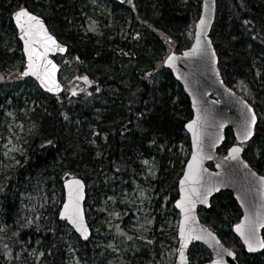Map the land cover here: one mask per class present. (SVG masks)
Wrapping results in <instances>:
<instances>
[{"label":"trees","instance_id":"16d2710c","mask_svg":"<svg viewBox=\"0 0 264 264\" xmlns=\"http://www.w3.org/2000/svg\"><path fill=\"white\" fill-rule=\"evenodd\" d=\"M107 1L105 12L96 10L89 0H0V75L23 67L20 51H9L10 39L20 48L11 21V13L20 5L41 16L67 46L63 66L70 75H77L72 84L80 85L79 93L71 95L65 87L59 95L50 96L30 78L20 80L34 90L27 98L34 102L33 109L26 107L25 111L23 153L16 157L20 163L0 171V220L6 224L1 233L10 237L8 244L15 257L20 253L19 260H8L5 253L10 248L4 247L0 264H70L68 248L89 264L109 257L93 237L103 228L101 217L118 215L116 203L109 200L116 194L115 185L138 175V155L155 159L156 175L150 183L157 195L154 209L162 196L168 197V206L177 197V180L188 156L181 157L177 149L179 144L188 145L183 125L191 112L181 85L162 61L170 51L179 52L189 45L187 30L198 16L200 0ZM88 16L100 25L98 33L83 30ZM121 27L124 34L118 35ZM209 36L224 83L245 98L258 117L242 157L264 175V0H216ZM255 67L260 69L259 76H255ZM83 76L90 83L80 79ZM10 89L0 88V105L8 98L13 106H21L20 96L10 94ZM225 134L220 154L234 143L229 129ZM69 176L82 178L86 184L90 239L82 242L48 204L42 206L46 216H40L37 225L19 226L23 221L20 191L38 183L45 191L59 190L61 202V182ZM240 214L228 191L216 195L209 209L198 211L201 222L236 253L239 264H264V249L247 254L231 232ZM155 216H159L156 211ZM223 225L228 229L223 230ZM262 234L264 237V230ZM25 237L40 250L38 260L21 253ZM150 243L138 254L141 259L122 252L111 263L158 264L156 240ZM188 255L191 264L210 259L209 252L198 244L191 245Z\"/></svg>","mask_w":264,"mask_h":264},{"label":"rangeland","instance_id":"374dc122","mask_svg":"<svg viewBox=\"0 0 264 264\" xmlns=\"http://www.w3.org/2000/svg\"><path fill=\"white\" fill-rule=\"evenodd\" d=\"M92 6H96L98 11H108L109 2L107 0H89ZM129 5L130 1H127ZM200 8V6H199ZM195 21H192L188 30L187 36L189 39L193 37ZM100 25L92 16L85 18L83 22V30L87 33H98ZM118 35L124 34V29L121 27L117 31ZM18 50L16 42L9 40V51ZM58 63L63 66L66 63V58H59ZM19 71V70H18ZM18 71H9L6 75H0V88L4 89L10 87V94L13 96H20L22 105L19 107L13 106L11 100L6 98L2 101L1 117H0V171L8 170L19 164L17 156L23 153V145L21 143L23 133L25 132V111L26 107L29 111L33 109V101H28L27 98L34 90L26 82H21V77L17 76ZM255 76L260 75V69L254 68ZM67 76H70V81ZM77 75H70L64 70L60 73V80L64 84L71 95L80 92V85H73L72 82L77 79ZM19 81V82H18ZM264 86V80L261 82ZM15 88V89H14ZM65 118V114L62 113ZM178 152L181 157L188 154L189 146L186 144L178 145ZM135 160L140 164V171L137 176H130L124 183L115 185L116 194L110 197V203H116L118 208V215L107 214L101 217L100 224L103 226L101 230L93 237L94 242L104 248L109 257L102 258L97 264H112L116 255L122 252L129 255L137 256L135 258L141 259V249L150 241L155 239L156 246L159 249L158 264H172L176 251V237L173 230L178 223V213L172 214V205L168 206L166 195L161 197L158 209H154V199L156 194L153 191V184H150L156 175L155 159L153 157L136 156ZM146 162V163H145ZM22 224L19 226L28 228L37 225L40 216L43 214L42 206L48 204L51 208L58 210L60 202V192L56 189H49L45 191L38 183L28 185L20 191ZM155 211L159 214L155 216ZM57 217V215H56ZM6 229V224L0 220V252L3 253L4 247H9L10 250L5 253L6 258L11 260L17 258L19 260V253L17 250L16 257L12 252L7 235L1 232ZM227 226L223 225V230H227ZM131 237V239H129ZM25 242L22 241L20 248L21 253L25 252V256L35 257L38 260L41 257V252L32 244V239L25 237ZM31 240V243H30ZM5 242L4 243L2 242ZM70 247V246H69ZM19 249V248H17ZM67 253L70 257V264H89L75 253L72 248H68ZM21 257V256H20ZM114 263V262H113Z\"/></svg>","mask_w":264,"mask_h":264},{"label":"water","instance_id":"95a60500","mask_svg":"<svg viewBox=\"0 0 264 264\" xmlns=\"http://www.w3.org/2000/svg\"><path fill=\"white\" fill-rule=\"evenodd\" d=\"M205 5H207V7H205ZM202 15L208 21V23L203 29L201 36L202 40L210 41L208 55L204 59H201L199 56L196 55L184 56L183 53L191 49L192 44L195 42L196 26L199 23ZM214 17H215V0H201L199 15L194 24L193 38L191 43L189 44V46L181 50L179 53H174V52L169 53V54L172 53L175 54L176 59L173 62V64H165L162 62L163 67L169 70L173 78L181 85L184 93L188 97L189 107L191 111L190 119L186 121L185 124L183 125V130L187 134L189 139L190 153L188 155L187 160L184 163L181 175L177 180L178 196L173 202L174 208L179 212V220L176 229V239H177L176 254L173 264H178V258H179L178 249L180 247L179 234H178L179 222L183 218V212L181 208L177 206L176 201L180 199V179L184 176V171L187 168L188 161L192 158V153H193V130L188 127V124L190 121L196 119L198 115L208 116V120L206 123L203 120L201 121L198 131L200 132L201 140L203 143L202 154L205 157H211V159L205 158L202 160L201 167L206 171L202 173V179L198 187L200 188L201 192H204L206 188H213L214 190L211 191L210 194H207L206 203L204 202V197H201V199L197 201L195 208L193 209L195 222L191 226L195 229L196 235H203L205 238L194 239L188 242V245L185 248V256L188 260V264H190L188 258V251L192 243H197L202 245L210 253L209 260L197 264H210V261L216 260L218 259V257H222L224 261H226V264H238L236 256L235 257L229 256L228 251L225 250H230L232 252L234 251L228 248L227 246H225L224 243L221 241L220 237L214 231L210 230L205 224L200 222L197 215V210L199 208L208 209L210 207L211 199L219 192L224 190L230 191L232 193L234 200L241 209V215L239 217V220L231 226L232 233L237 237L238 241L243 246L244 251L247 254L259 253L261 250H263L257 248L254 251H250L247 245L244 244V241L240 237V234L235 229V225L240 223L241 219L245 216V212H249L253 216V218H255V214L257 211H259L261 215H264V207H261L262 205H264V195H262L261 192L258 191L259 182L257 178L251 177L250 175V172H255V171L250 166L249 169L244 168L242 162H244L245 160L242 158V151L239 153L238 160H232L230 158L227 160L225 159L226 157H228V149L230 147H232L234 144H239L241 146L242 143L247 142L253 136L250 137L247 141H240L237 139L238 120L241 115V109L244 107L241 101H246V100L242 98V96H240L239 94L235 93L232 89L228 88L223 82L222 76L218 68V57L215 48L213 46L212 40L209 36L212 24L214 22ZM11 20L16 29V37L21 43V52L24 56V67H26L27 56L23 51L24 48L23 39L21 38L20 30L16 26L15 19L12 14H11ZM213 51L215 52L214 62L212 60ZM57 53L63 54L65 52H59V51L51 52L48 54V58L53 61L50 55H55ZM167 56L163 59V61L167 58ZM213 68L217 69L218 72L213 71ZM57 73H58V66L56 68L55 79L60 84L61 87L57 92L48 91V89L45 88L40 83V81L31 74L27 76L33 78L38 83L41 90L47 92L48 94H56L59 93L62 89V85L58 81ZM247 104L250 105L248 102ZM221 123H223V128L219 127ZM254 128L255 126H253V131ZM226 129H230L232 131V134L235 138V143L227 148L226 153L224 155H219L217 153V149L221 147L225 139ZM219 136H223L224 139L220 140L219 143H216L215 146L212 147L211 145L213 141ZM208 162L212 163V168H209L207 166ZM217 165H219L220 167H217ZM217 173H219V175H216ZM258 176L260 175L257 174V177ZM71 178L72 177H68L64 179L61 183V187L63 191V201L60 205L59 210L63 208V203L67 199V195H68V189L65 186V181ZM75 178L80 179L84 185L83 187L84 198L81 201V206L84 211V220L88 225L87 220L85 218V209H84V200L86 198L85 183L81 178L79 177H75ZM59 210L57 214V219L59 221H64L73 230V232L80 238L82 242H87L91 234L89 225H88V235L85 237L79 231H77L75 226L72 225L70 221H68L66 218H62L59 216ZM201 229H204L205 231L201 232ZM262 229H264V223H262V226L258 229V235L261 237H262ZM208 232L214 234L215 240H213L211 237L207 235ZM216 240L219 241V246L216 245ZM220 246H222V248Z\"/></svg>","mask_w":264,"mask_h":264},{"label":"snow or ice","instance_id":"6c2138e0","mask_svg":"<svg viewBox=\"0 0 264 264\" xmlns=\"http://www.w3.org/2000/svg\"><path fill=\"white\" fill-rule=\"evenodd\" d=\"M205 7H207V5H205ZM12 15L15 19L16 26L20 30V35L24 43L23 51L27 56V65L20 75L27 76L31 74L36 77L48 91H59L61 86L55 79L57 65L48 58V54L54 51L65 52V45L59 43L56 37L48 31L41 17L39 15H34L27 7L18 5ZM207 23L208 21L202 15L196 26L195 42L192 44L191 49L183 53L184 56L196 55L204 59L208 55L210 41L201 39L203 29ZM248 23L249 21H244L245 25ZM175 59V54L172 53L167 56L163 63L173 64ZM212 60L213 62L215 61L214 51L212 52ZM213 71L218 72L215 68H213ZM80 79L90 83L87 76L80 77ZM99 90L100 89L97 88V91ZM241 103L244 107L241 109V115L238 120L237 139L240 141H247L254 135L253 126L257 124L258 117L246 101H241ZM202 120L206 123L208 116L198 115L196 119L190 121L188 124V127L193 130V153L184 171V176L180 179V199L176 201L177 206L180 207L183 212V218L179 222L178 232L180 244L178 249V264H188V260L185 256V248L189 241L205 238L203 235H196L195 229L191 226L195 222L193 209L201 197H204V202L206 203L207 194H210L211 191L214 190L213 188H206L204 192H201L198 187L202 179V173L206 171L201 167L202 160L205 158L211 159V157H205L202 154L203 143L200 132L198 131ZM219 127L223 128V123H221ZM222 139H224V137L219 136L213 141L211 146L214 147L215 144L219 143ZM49 143H51V141H49ZM241 151V146L239 144H234L228 149V157L225 159L227 160L230 158L232 160H238ZM242 163L244 168L249 169V165L246 161ZM217 167L220 166L217 165ZM65 175H68V173H65ZM216 175H219V173ZM250 175L251 177L257 178L259 182L258 191L264 195V175L257 177L255 172H250ZM65 186L68 189V195L63 203V208L59 210V216L70 221L77 231L86 237L88 235V225L84 220V211L81 206V201L84 198L83 182L80 179L72 177L65 181ZM261 207H264V205ZM262 223H264V215H261V213L257 211L255 218H253L249 212H245V216L241 219L240 223L235 225L236 231L240 234L244 244L247 245L250 251H254L257 248L264 249V237L258 235V229L262 226ZM204 231V229H201V232ZM207 235L215 240L213 233L208 232ZM129 239H131V237H129ZM216 245L219 246L218 240H216ZM220 247L222 248V246ZM225 251H228L229 256H236L235 252L230 250ZM210 264H226V261H224L222 257H218V259L210 261Z\"/></svg>","mask_w":264,"mask_h":264}]
</instances>
